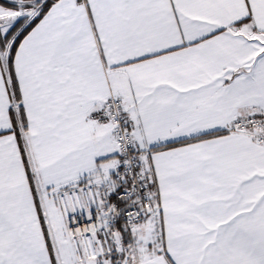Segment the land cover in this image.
<instances>
[{
    "label": "snow or ice",
    "instance_id": "obj_1",
    "mask_svg": "<svg viewBox=\"0 0 264 264\" xmlns=\"http://www.w3.org/2000/svg\"><path fill=\"white\" fill-rule=\"evenodd\" d=\"M0 264H264V0H0Z\"/></svg>",
    "mask_w": 264,
    "mask_h": 264
}]
</instances>
